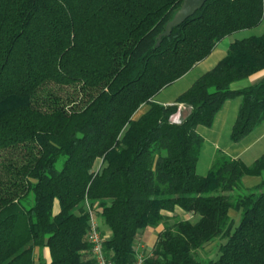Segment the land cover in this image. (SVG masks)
Wrapping results in <instances>:
<instances>
[{
  "label": "trees",
  "instance_id": "16d2710c",
  "mask_svg": "<svg viewBox=\"0 0 264 264\" xmlns=\"http://www.w3.org/2000/svg\"><path fill=\"white\" fill-rule=\"evenodd\" d=\"M183 1L0 0V264H36V249L49 264H95L85 200L112 264L133 263L139 234L159 226L144 264H264V180L242 183L264 175V153L246 164L218 151L196 173V129L227 100L240 98L231 142L264 121V32L232 42L172 105L153 101L257 27L262 0H208L158 45ZM179 105L189 111L174 123Z\"/></svg>",
  "mask_w": 264,
  "mask_h": 264
},
{
  "label": "crops",
  "instance_id": "0c3cea01",
  "mask_svg": "<svg viewBox=\"0 0 264 264\" xmlns=\"http://www.w3.org/2000/svg\"><path fill=\"white\" fill-rule=\"evenodd\" d=\"M262 20H264V16H263ZM231 35H229V36H231ZM229 36L225 37L224 39H222L217 44V46L212 51V53L208 56V58H205L201 62L199 61V63H197L190 71H188V73H186V75H184L183 77H181L180 79H178L177 81H175L174 83L171 84L174 86V85L180 84L182 82H185V83H183L182 88L179 92L174 94V93H171L170 91H166V89L171 86V85H169V86L163 88L160 92H158L153 97V101L156 103L162 104L164 106L172 105L174 103L175 99L177 98V96H179L181 93L186 91L199 76H201L203 73L212 69L217 64V62L219 60H221L226 55L227 49L232 42H234L236 40H238V41L240 40V39H237L235 37L232 38ZM250 36H259V35H249L246 37H250ZM246 37H244V38H246ZM241 39H243V38H241ZM193 74H195V75H193ZM190 76H192V77L190 78ZM262 76H263V72L260 71L256 74L249 76L248 79L246 78L247 80L244 81V83H238V82L233 83L232 88L233 89L244 88V87L250 85L251 83H254V81L260 79ZM239 105H240V98H238V97L227 100L223 104L222 108L220 110H218V112L214 118L213 125L211 127L198 126V128L196 129V132L203 138L202 149H201L200 156L198 159V163L196 166V173H197L198 165L200 163V158H201V156H204V164L202 165V167L200 169L201 172L197 173L198 175L203 176V177H204V175H206L207 171L209 170V168H210V166H211V164H212V162L216 156V152H218V150L220 149L218 144H219L221 138L224 137L225 135H228V137L230 138L231 128L233 126V123L235 122ZM144 106H147V105H142L140 108H142ZM146 110H148V107ZM188 111H189L188 108H186L183 105H179L177 113L172 116V120L174 122H182L183 119L185 118V116L188 114ZM142 114L138 115V117L141 116ZM255 130L249 134L250 136L248 135L247 137H245L243 139L244 141L241 140L242 142H245V143H243L242 146L231 147V145H228L229 148H227L228 149L227 153H225L223 151H222V153H224V154H226L232 158L240 159L243 161V163L251 164L257 158H255L252 162H247L248 160H246V159H248L249 157L252 156V154L250 153V150L253 148H256L257 150H259V149H262V147H263V146H260L259 144H261V142L264 140V121L262 122L260 127L258 129H255ZM254 132H256V133H254ZM204 145H207L206 151H205V148L203 147ZM204 154H206V155H204ZM55 210L57 211V204L55 205ZM177 213H178V215H181L183 212L178 209ZM45 251L47 252V254L49 256L48 250L46 249ZM49 260H50V257H49Z\"/></svg>",
  "mask_w": 264,
  "mask_h": 264
},
{
  "label": "rangeland",
  "instance_id": "374dc122",
  "mask_svg": "<svg viewBox=\"0 0 264 264\" xmlns=\"http://www.w3.org/2000/svg\"><path fill=\"white\" fill-rule=\"evenodd\" d=\"M263 32H264V20H262V22L255 28L247 29V30H241V31L238 30V32L232 34L229 37H232V38L235 37L237 39H241V38H244V37L249 36V35H260ZM193 75H195V74H193ZM191 77L192 76H190V78ZM247 79L240 80V81H238V83H244V81H246ZM183 83H185V82H182V83L174 85V86L171 85L170 87H168L166 89V91H170L171 93L175 94L181 90ZM147 107L148 106H144L142 108H139L134 113L133 118L137 119L138 115L145 112ZM258 128H256V129H258ZM254 133H256V132H254ZM243 143H245V142L240 141L238 143H233L230 141V138L228 137V135H225L224 137L221 138V140L218 144V146L220 148L218 151H221V152L223 151V152L227 153V150H228L227 148H229L228 145H231V147H240L243 145ZM259 145L263 146L262 149H259V150H257L256 148L251 149L250 153L252 154V156L249 157L248 159H246V160H248L247 162H252L255 158H258L264 152V140ZM203 147L205 148V151H206L207 145H204ZM204 155H206V154H204ZM203 164H204V156H201L200 163H199L198 168H197V173L201 172L200 169H201ZM263 180H264V175L260 176V177H244L242 180L243 181L242 183H243L244 189L245 188L246 189H252L256 185L260 184ZM180 216L183 219L189 218V216L187 214H183V213ZM100 230H101V235L104 237V239L107 238L109 235V232L101 224H100ZM161 230H162V226H159L155 229H149V230L141 232L139 234V237L137 238L136 243H135L136 253L138 255H141L142 257L149 255L151 253L152 248H153V243L156 240V236H157L158 232ZM214 250H215V244H209V245L205 246L203 250H199L197 252V256L200 258H206V257H208L207 255H210ZM34 254H35L34 258H35L36 264H49V256H48L47 252L45 251V249L42 251L39 249H36Z\"/></svg>",
  "mask_w": 264,
  "mask_h": 264
},
{
  "label": "built area",
  "instance_id": "2783aa9c",
  "mask_svg": "<svg viewBox=\"0 0 264 264\" xmlns=\"http://www.w3.org/2000/svg\"><path fill=\"white\" fill-rule=\"evenodd\" d=\"M262 12L264 16V0H262ZM171 121L174 122L172 118ZM85 208L88 216V236L86 237L90 244V257L95 264H112L113 262H111L103 251L102 243L104 241V237L100 232V223L96 209H94L87 200H85ZM131 264H144V257L137 254L135 261Z\"/></svg>",
  "mask_w": 264,
  "mask_h": 264
},
{
  "label": "water",
  "instance_id": "95a60500",
  "mask_svg": "<svg viewBox=\"0 0 264 264\" xmlns=\"http://www.w3.org/2000/svg\"><path fill=\"white\" fill-rule=\"evenodd\" d=\"M208 0H184L180 8L175 12L171 20L166 24L164 32L159 35L158 45L162 37H167L170 35L171 30L184 22V20L193 16L197 10H199L204 3Z\"/></svg>",
  "mask_w": 264,
  "mask_h": 264
}]
</instances>
